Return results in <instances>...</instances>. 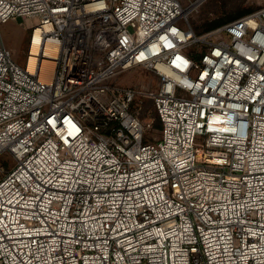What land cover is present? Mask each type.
I'll return each mask as SVG.
<instances>
[{
    "label": "built area",
    "instance_id": "2783aa9c",
    "mask_svg": "<svg viewBox=\"0 0 264 264\" xmlns=\"http://www.w3.org/2000/svg\"><path fill=\"white\" fill-rule=\"evenodd\" d=\"M207 1L0 0L31 29L24 67L0 43V264H264V7L198 36Z\"/></svg>",
    "mask_w": 264,
    "mask_h": 264
},
{
    "label": "rangeland",
    "instance_id": "374dc122",
    "mask_svg": "<svg viewBox=\"0 0 264 264\" xmlns=\"http://www.w3.org/2000/svg\"><path fill=\"white\" fill-rule=\"evenodd\" d=\"M262 7H264V0H208L200 7L199 12L193 13L189 19L196 34L202 36L210 32L212 30L210 27L217 22L222 21L224 24L232 22L239 19L238 14L254 12ZM30 35V22L22 19H10L0 26V43L2 42L11 51L13 60L22 67L27 60ZM117 82L121 88H135L145 92H157L159 89L157 77L143 67H136L125 72L117 79ZM132 110L146 126L151 124L145 141H154L161 137L162 124L157 117L152 99L142 95L137 96ZM0 161V164L7 165L9 168L15 165L5 155L0 158Z\"/></svg>",
    "mask_w": 264,
    "mask_h": 264
},
{
    "label": "bare ground",
    "instance_id": "6f19581e",
    "mask_svg": "<svg viewBox=\"0 0 264 264\" xmlns=\"http://www.w3.org/2000/svg\"><path fill=\"white\" fill-rule=\"evenodd\" d=\"M39 38L38 36L36 35L35 37V43L38 42ZM39 52V49L37 46L34 45L33 49H32V54L33 55H36L37 53ZM58 54V48L55 44L53 43H50L48 45V48H47V53H46V56L49 58V59H42L41 60V63L43 65V79L44 80H49L51 79L52 75H53V72H54V65H55V62L54 59ZM37 63V60L36 58L33 56L31 59H30V66L33 67L35 66Z\"/></svg>",
    "mask_w": 264,
    "mask_h": 264
},
{
    "label": "trees",
    "instance_id": "16d2710c",
    "mask_svg": "<svg viewBox=\"0 0 264 264\" xmlns=\"http://www.w3.org/2000/svg\"><path fill=\"white\" fill-rule=\"evenodd\" d=\"M250 11H247V12H242V13H240V14H238V16H237V18H240V17H242V16H244L246 13H249ZM229 23V22H228ZM225 25V24H227V23H225L224 24V22H222V21H220V22H217V23H215V24H213L211 27H210V29H216V28H218V27H220V26H223V25Z\"/></svg>",
    "mask_w": 264,
    "mask_h": 264
}]
</instances>
